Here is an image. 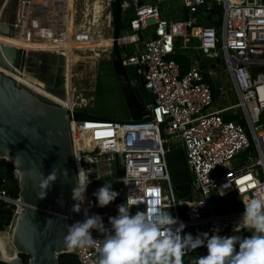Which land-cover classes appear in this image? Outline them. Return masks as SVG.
I'll use <instances>...</instances> for the list:
<instances>
[{
  "label": "built area",
  "instance_id": "obj_1",
  "mask_svg": "<svg viewBox=\"0 0 264 264\" xmlns=\"http://www.w3.org/2000/svg\"><path fill=\"white\" fill-rule=\"evenodd\" d=\"M57 1L65 12L67 2ZM169 1L120 0L122 12L132 8L128 34L118 37L121 61L142 77L151 97L145 114L138 119H78L74 109L88 103L59 106L66 112L76 180L78 168H83L92 181L88 187L98 178L102 185L111 182L119 193L109 203L115 207L119 199L144 202L132 206V214L158 199L173 202L168 211L185 224L181 235L211 236L216 228V233L236 228L244 205L257 194L264 196V0H179L180 8L171 13L164 7ZM31 3L0 0V23L16 32L28 22ZM11 12L14 22L6 21ZM56 21L64 24L59 17ZM62 42L53 47L64 48ZM38 52L52 55L60 69L57 57L62 54L57 50ZM177 52L189 61L183 72L174 57ZM25 63L14 71L21 75ZM54 77L48 83L61 86L62 72ZM178 147L191 174L189 193L183 196L176 195L166 162V152ZM88 187L83 208L90 201V211L95 196ZM19 199L20 193L13 197L0 188L1 201L18 207ZM92 236L102 244V235ZM205 247L185 256L195 250L203 254ZM64 251L74 253L79 264H97L96 247L70 249L65 241Z\"/></svg>",
  "mask_w": 264,
  "mask_h": 264
},
{
  "label": "water",
  "instance_id": "obj_2",
  "mask_svg": "<svg viewBox=\"0 0 264 264\" xmlns=\"http://www.w3.org/2000/svg\"><path fill=\"white\" fill-rule=\"evenodd\" d=\"M113 45L109 59H100L96 85L91 104L78 106L73 116L78 119H138L146 113L147 93L140 74L132 65L121 61L118 37L124 27L120 0L112 1ZM8 27V25H6ZM10 27V26H9ZM11 29V27L9 28ZM34 53V52H33ZM42 55H50L38 52ZM51 56V55H50ZM28 53L11 45L0 44V64L14 71L27 61ZM43 79L45 90L66 99V92ZM49 84V85H48ZM65 109L51 98L36 90L20 86L0 71V158L11 161L18 172L20 195L24 201L21 216L17 219L14 240L19 247L18 257L9 264H58V254L63 252L67 226L81 221L80 213L70 211L73 203L71 189L75 184L72 169V151ZM166 162L177 196L189 193L191 174L181 147L166 152ZM56 166L58 178L47 190L44 199L38 198L40 174L47 176ZM67 170L65 177L61 173ZM102 186V179L88 187L94 193ZM62 198L61 206L58 199ZM89 211L103 220L116 216L117 207L97 206ZM123 199L118 205L124 204ZM50 221V223H46ZM92 235H101L91 230ZM19 253L29 255L23 262ZM0 260L3 252L0 248ZM5 261V260H4Z\"/></svg>",
  "mask_w": 264,
  "mask_h": 264
},
{
  "label": "clouds",
  "instance_id": "obj_3",
  "mask_svg": "<svg viewBox=\"0 0 264 264\" xmlns=\"http://www.w3.org/2000/svg\"><path fill=\"white\" fill-rule=\"evenodd\" d=\"M52 169L47 176L40 174L42 191L38 193L39 199L46 198L47 190L58 178L56 166L53 165ZM61 174L66 177L67 170ZM77 176L78 180L71 189V199L75 203L70 211L82 212L84 219L67 226L65 241L70 249L85 245L96 247L99 253L97 264H183V257L200 246H206L207 255L199 256L193 264H264V196L257 194L244 205L237 224V231L247 229L251 235L225 237L215 234L219 231L216 228L211 236L203 232L193 237L190 233L181 235L185 224L168 211L173 202L159 199L151 207L134 214L130 208L144 202L132 199L117 205L118 213L108 218L111 227H106L102 216L89 215L90 201L88 207L83 208L87 201V187L92 182L89 174L78 168ZM93 195L97 206L105 207L119 193L112 189L111 182L106 181ZM58 203L63 206V199H58ZM91 230L102 235V244L93 238Z\"/></svg>",
  "mask_w": 264,
  "mask_h": 264
},
{
  "label": "crops",
  "instance_id": "obj_4",
  "mask_svg": "<svg viewBox=\"0 0 264 264\" xmlns=\"http://www.w3.org/2000/svg\"><path fill=\"white\" fill-rule=\"evenodd\" d=\"M67 2L68 8L64 12L60 8V1H52V0H36L34 12H33V24L29 29V52L34 51H50L53 48V45H56L57 42L64 43V48H56L57 53H60L61 64L62 67L59 69L62 72V78L59 79V82L67 81L71 86L74 87H82L83 82H81L82 77H76L74 72L84 70L83 66L85 65L84 56H78V52L89 48L91 41H83L85 40L82 34H87L90 32L91 39L99 38L102 30L98 29L93 24V18H84V14L81 12L80 8H83L82 0H64ZM78 6H77V4ZM51 4L55 7L54 10H50ZM89 7H91L89 5ZM55 13L57 17L64 20V24L58 23L56 21ZM100 15V13H99ZM101 17V16H100ZM62 25H65L64 27ZM68 27V28H67ZM24 29L25 26H18L16 32H13V43L18 46H21L24 41ZM63 29V30H62ZM62 32L65 34L62 35ZM77 32H80L81 37H78L76 40ZM23 38V39H22ZM90 39V40H91ZM58 45V44H57ZM89 63L91 61H96V58L91 59L90 55L85 56ZM90 75V80L95 78V71H89L87 73ZM30 80L31 77L29 78ZM35 79V78H34ZM85 89H92L90 87Z\"/></svg>",
  "mask_w": 264,
  "mask_h": 264
},
{
  "label": "bare ground",
  "instance_id": "obj_5",
  "mask_svg": "<svg viewBox=\"0 0 264 264\" xmlns=\"http://www.w3.org/2000/svg\"><path fill=\"white\" fill-rule=\"evenodd\" d=\"M52 1H55V0H52ZM111 3H112V0H109L108 12L110 14H111V5H112ZM35 4H36V0H34V1L32 0L31 8L29 10V17H31V19H29V17H28V19H27L28 22L23 21L21 23V25H19V26H25L26 27V31H25L26 33L24 36L23 44L21 46H18L15 43H13V40H12L13 32H14L13 28L9 29L10 28L9 26L7 27L5 24H1V23H0V44L11 45V46H14L16 48L22 47V48L26 49L28 52L31 50V49L28 50L29 42L26 39V37H27V35H29L30 26H32V24H33V18L32 17H33ZM55 7L56 6L51 4V7H50L51 12H52V10L55 9ZM108 16H109V14H108ZM13 17H14V14L11 12L6 17V21L12 22ZM5 23H7V22H5ZM105 24H106V29L103 31L104 46L101 47L103 49V51L102 50L100 51L99 56H101L102 58H109V57L111 58L112 38H113V35L111 34L112 26H111V22H109V23L107 22ZM110 27H111V29H110ZM110 34H111V50H110V52L104 54L103 52H105V49L108 48L109 43H110V40H109ZM29 54H30V52L28 53V57H29ZM13 66H14V68H16V70H19V68H20V67H17L15 65H13ZM97 67H98V65H97ZM0 70L3 71L4 73L11 74L12 76L19 78L20 80L25 81L29 86L33 87L35 90L41 92V94L43 93V95L50 97L52 100H54L58 103L67 104L69 106H72V105H78L79 103L84 104V103L90 102V100L92 99L91 96H88L89 94L86 92L88 89H85L84 87L71 86L67 81L60 82V85H61L60 87H62L65 90L66 95L68 96V97H66V99H62L59 96L45 90V86L47 84H43L41 82H34V81H31L30 79L26 78V76H25L27 74L26 69L24 71H22L21 75H19L18 71H12V70L8 69L7 67L0 64ZM96 77H97V70L95 71V78H94V81H95L94 84L95 85H96ZM92 89H95V88L93 87ZM17 203H18V207L16 209V219H15V222L12 226V233H11V238H10V241H11L12 245L14 246V249L12 247L8 246V244H7L8 237L3 234L4 232L2 233V231H0V248L2 249V252H3V259L2 260L8 261V262H11L12 259L18 257V252H19V247L17 246V244L14 240V232H15V229L17 227V219L21 216V213H22V204L24 203L21 195H20V199L17 201Z\"/></svg>",
  "mask_w": 264,
  "mask_h": 264
},
{
  "label": "trees",
  "instance_id": "obj_6",
  "mask_svg": "<svg viewBox=\"0 0 264 264\" xmlns=\"http://www.w3.org/2000/svg\"><path fill=\"white\" fill-rule=\"evenodd\" d=\"M131 12H132V8H129L127 11L128 20L126 23H124L122 20V22L124 23V27H127L129 25ZM208 22L215 23V20L210 19L208 20ZM174 57L179 62L180 70L183 72L188 66L189 63L188 58L185 55L181 54L180 52L175 53ZM212 90L213 93L215 94L216 88L212 87ZM147 97L150 100L151 97L149 94H147ZM227 116L230 117L231 114ZM241 121L244 122L243 119H241ZM1 187L4 188L8 192V194L13 197L18 196V194L20 193L19 179H18V175L15 173V165L11 161L5 158H0V188ZM14 207H15L14 204H7L0 200V230L4 229L12 221ZM216 234L225 237L231 235H237L241 238L251 235V233L247 229H242L241 231H237V227L224 230ZM204 255H207L206 247L203 254L201 253V251L195 250L189 253L188 256H184L183 264H193V261L196 258ZM19 256L21 257L23 262L28 261L29 255L25 253H19ZM97 258H99V255L97 256ZM57 260H58V264H79L77 256L74 253L67 251L59 253ZM0 264H9V263L0 260Z\"/></svg>",
  "mask_w": 264,
  "mask_h": 264
},
{
  "label": "rangeland",
  "instance_id": "obj_7",
  "mask_svg": "<svg viewBox=\"0 0 264 264\" xmlns=\"http://www.w3.org/2000/svg\"><path fill=\"white\" fill-rule=\"evenodd\" d=\"M109 1V0H108ZM149 1H151V0H149ZM179 4H180V2H179V0H170L169 2H167V3H165L164 4V7L165 8H167V10L171 13V12H173L174 10H176V9H178V8H180V6H179ZM82 5H83V8H80V10H81V12L84 14V18L85 17H87V18H93V24L98 28V29H100V30H102V32L104 31V29L103 28H105L106 29V26H105V23H109V22H111V26H112V28H113V17H112V5H111V14L108 16V15H106L104 18L103 17H100L101 15H99V13L100 14H102L104 11H105V8H104V4H103V1H101V0H90V1H88V0H82ZM89 5L91 6V7H89ZM77 6H78V4H77ZM127 11L128 10H126V11H123L122 12V20H123V22L124 23H126L127 22V20H128V16H127ZM8 16V15H7ZM127 27H123L122 29H121V31H120V38L121 39H123V35H127L128 33V31H126L127 29H126ZM24 31H26V30H24ZM25 33L26 32H24V35L23 36H25ZM63 34H65V32H62V35ZM101 34H103V33H101ZM111 34H112V31H111ZM110 34V35H111ZM83 35V37H84V39L85 40H83L84 42L85 41H91L92 39H91V36H90V32H88L86 35L85 34H82ZM78 37H81V35H80V32H77V35H76V40L78 39ZM101 38V37H100ZM23 39V38H22ZM26 39L28 40V42H29V39H30V35H29V37H26ZM91 39V40H90ZM95 40V39H94ZM102 40H103V42H104V36H103V38L102 39H98V41H96L98 44H99V48H100V45H101V42H102ZM110 40H111V37H110ZM102 42V43H103ZM21 43V45H22V42H20ZM94 43V42H93ZM126 46H129V47H133V45H129V42L127 41L126 42ZM52 49H54V51H56L57 49L56 48H52ZM38 54V52H34V53H31L30 52V54H29V56H33V55H37ZM56 56H58L57 54H55ZM54 58V57H53ZM58 58V60L60 61V59L59 58H61V57H57ZM27 59H29V57L27 58ZM84 59L86 60V61H84V63L85 64H87V63H89V60H87V58L84 56ZM100 59H108V58H102L101 56H98V59H96V61H95V66H93V67H91L92 68V70H94V71H96L97 70V64H98V61L100 60ZM55 63H56V61H55ZM59 63H61V61L59 62ZM59 63H58V65H59ZM62 67V64H60V68ZM88 69H89V67H87ZM54 69H56V64L54 65ZM61 70V69H60ZM59 69H58V71H60ZM77 70V73H79L80 74V76L82 77V82H83V86L82 87H86V88H88V87H90V88H95V81H94V79H91L90 80V75H88L87 74V72H85V71H83V70H81L80 72L78 71V69H76ZM31 71V70H30ZM89 71H90V69H89ZM27 72H29L27 69H26V73ZM61 72V71H60ZM26 78H32V79H34V78H36L34 75H32L31 73H27L26 75ZM63 76V75H62ZM84 80V81H83ZM81 87V86H80ZM89 95L88 96H91V98L93 97V95H94V89H88L87 91H86ZM92 102V99L90 100V102H87L88 104H90ZM107 180H108V178H107ZM15 208H17V205H15V207H14V209ZM15 219H16V215H15V217H14V219L11 221V223L10 224H8L4 229H2V230H0V231H2V233L4 234V235H6L7 237H8V239H7V244H8V246L9 247H12L13 249H14V246L12 245V243H11V241H10V238H11V233H12V226H13V224H14V222H15ZM2 261H4V260H2ZM6 262V261H5Z\"/></svg>",
  "mask_w": 264,
  "mask_h": 264
},
{
  "label": "flooded vegetation",
  "instance_id": "obj_8",
  "mask_svg": "<svg viewBox=\"0 0 264 264\" xmlns=\"http://www.w3.org/2000/svg\"><path fill=\"white\" fill-rule=\"evenodd\" d=\"M56 1L57 0H55V2ZM88 1H90V0H88ZM101 1H103L105 11L100 15H101V17L104 18L106 15H108V14L110 15V13L108 12L109 1L108 0H101ZM105 26H106V24H105ZM103 29L105 30V28H103ZM110 29H111V27H110ZM100 37L99 38H96V37L93 38L91 40L89 48H85V49L79 51L78 56L80 57V56L90 55L92 57L91 58L92 60H93V58L98 59L100 51L101 50L103 51V49L101 47L104 46V43H102L103 42V40H102L100 48L98 47L99 44L96 41H98V39H102L103 34H100ZM110 37H111V35H109V40H110ZM110 50H111V40H110L108 48L105 49V52H103V53L106 54V53L110 52ZM25 65H26V69L31 74L37 76L35 79L31 78L32 79L31 81H34V82L44 81L42 79H39L40 77H42L44 79L54 80L56 78L54 76L58 75L60 72V71H58L59 68H57V65H56V69H54L55 58H53L52 55L51 56L50 55H42V54H37V55H33V56L31 55V56H29V59H27ZM93 66H95V64L93 61H91L90 63H87L83 66V68H84L83 71L88 73L89 69H90V71H92L91 67H93ZM87 67H89V69ZM29 72H27V73H29ZM74 74L76 75V77H81L80 74L77 72H74ZM57 80H58V78H57ZM81 82H82V80H81Z\"/></svg>",
  "mask_w": 264,
  "mask_h": 264
}]
</instances>
